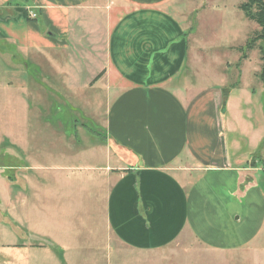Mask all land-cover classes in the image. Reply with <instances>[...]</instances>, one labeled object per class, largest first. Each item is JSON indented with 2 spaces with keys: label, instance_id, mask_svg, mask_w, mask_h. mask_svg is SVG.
Returning a JSON list of instances; mask_svg holds the SVG:
<instances>
[{
  "label": "crops",
  "instance_id": "1",
  "mask_svg": "<svg viewBox=\"0 0 264 264\" xmlns=\"http://www.w3.org/2000/svg\"><path fill=\"white\" fill-rule=\"evenodd\" d=\"M185 7L184 0H0L1 90L23 84L21 73L10 72L12 52L32 65L43 63L45 78L58 71L64 95L105 103V135L93 147L104 167L89 181L82 178L81 194L89 191L91 200L97 197L91 188L100 193L101 220L78 224L87 238L65 242L59 257L34 256L38 262L98 264L96 254L82 249L85 240L105 246L115 264H148L149 254L172 245L219 257L246 249L264 229V190L259 183L237 188L251 182L250 174L264 172V100L239 81L248 59L243 46L228 47L238 54L237 82L191 89L183 79L186 39L197 49L193 41L201 27L193 29ZM198 173L233 182L220 192L204 187L201 203ZM245 209L257 219L248 238L238 230ZM94 229L102 232L99 238Z\"/></svg>",
  "mask_w": 264,
  "mask_h": 264
},
{
  "label": "rangeland",
  "instance_id": "2",
  "mask_svg": "<svg viewBox=\"0 0 264 264\" xmlns=\"http://www.w3.org/2000/svg\"><path fill=\"white\" fill-rule=\"evenodd\" d=\"M244 1L184 0V12L192 13L193 29L197 24L201 27L193 41L197 49L186 39L190 53L183 79L191 81V89L220 82L227 86L238 81L235 65L238 54L228 47H244L259 30L238 9V4ZM201 6L206 9L200 11ZM196 9L197 12H192ZM175 13L178 15L179 11ZM245 55L248 59L239 81L251 85L263 101L264 79L259 77L258 86L259 79L254 77V70L260 68L259 51L253 49ZM8 62L10 72L21 73L23 84L6 90L0 88V264H43L34 256L63 255L66 243L87 238V231L78 228V224L101 220L100 193H94L91 188L92 194L97 195L91 200L87 198L89 191L84 197L81 194L85 191L82 178L87 177L89 181L98 175L96 168L104 167L100 158L94 159L93 147L105 135L102 117L105 103L82 101L85 96L82 98L81 94L78 101L76 95H64L68 93L67 86L62 84L58 71H51V76L45 78L43 63L32 65L12 52ZM261 71L262 64L260 75ZM28 76L31 80L26 82ZM36 166L44 169L34 170ZM45 167L65 168L56 171ZM261 167L264 168V153ZM250 176V183L239 182L237 188L244 190L259 183L264 190V172ZM194 177L196 188L201 191L198 198L201 203L205 201L204 187L220 192L228 190L229 182H233L210 173H198ZM92 201L96 202V212H92ZM235 217L239 216L233 220ZM244 218L238 230L248 238L257 227V219L251 220L246 209L240 221ZM94 230L99 238L102 232ZM45 231L51 236L41 235ZM79 243L84 244L82 249L97 255L98 264H115L113 253L106 251L101 243L99 246L92 240ZM39 244L46 246V250L36 247ZM254 249H264V229L252 244L238 253L216 257L201 247L172 245L165 251L149 254L148 264H264V252L256 254Z\"/></svg>",
  "mask_w": 264,
  "mask_h": 264
},
{
  "label": "trees",
  "instance_id": "3",
  "mask_svg": "<svg viewBox=\"0 0 264 264\" xmlns=\"http://www.w3.org/2000/svg\"><path fill=\"white\" fill-rule=\"evenodd\" d=\"M243 16L255 23L259 30L255 32L246 42L245 46L239 50L244 53L253 49H258L260 60L262 62L261 77L264 79V0H245L238 6Z\"/></svg>",
  "mask_w": 264,
  "mask_h": 264
},
{
  "label": "built area",
  "instance_id": "4",
  "mask_svg": "<svg viewBox=\"0 0 264 264\" xmlns=\"http://www.w3.org/2000/svg\"><path fill=\"white\" fill-rule=\"evenodd\" d=\"M29 18H31V19L35 18V14H33V13L30 12Z\"/></svg>",
  "mask_w": 264,
  "mask_h": 264
}]
</instances>
